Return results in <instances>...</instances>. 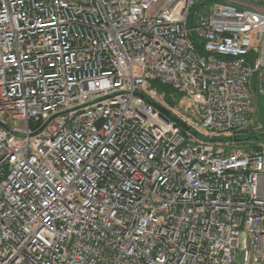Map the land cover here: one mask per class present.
<instances>
[{"label":"built area","instance_id":"1","mask_svg":"<svg viewBox=\"0 0 264 264\" xmlns=\"http://www.w3.org/2000/svg\"><path fill=\"white\" fill-rule=\"evenodd\" d=\"M256 98L264 0H0V264H264Z\"/></svg>","mask_w":264,"mask_h":264},{"label":"rangeland","instance_id":"2","mask_svg":"<svg viewBox=\"0 0 264 264\" xmlns=\"http://www.w3.org/2000/svg\"><path fill=\"white\" fill-rule=\"evenodd\" d=\"M173 102H175V104L172 103V105H176V101H177V96L174 95L173 97ZM253 107L255 109V112H254V120L256 121H261L263 123V126H264V119L262 117V114H264V104L261 102V100L258 98L256 99V101L253 103ZM264 133V127L257 131V134H262ZM245 135H249V134H245ZM247 141H242L240 142L242 145H245Z\"/></svg>","mask_w":264,"mask_h":264},{"label":"water","instance_id":"3","mask_svg":"<svg viewBox=\"0 0 264 264\" xmlns=\"http://www.w3.org/2000/svg\"><path fill=\"white\" fill-rule=\"evenodd\" d=\"M141 96H144V95H142V94H140ZM148 101L154 106V107H156L157 109H159V110H161V111H164L158 104H156L155 102H153L152 100H150V99H148ZM181 126H183V127H186V125L182 122V121H180L179 119H175ZM262 137H264V133H262V134H250V135H245V134H241V135H235L234 137H233V139L235 140V141H243V140H256V139H260V138H262ZM220 140H222V139H226V138H219Z\"/></svg>","mask_w":264,"mask_h":264},{"label":"trees","instance_id":"4","mask_svg":"<svg viewBox=\"0 0 264 264\" xmlns=\"http://www.w3.org/2000/svg\"><path fill=\"white\" fill-rule=\"evenodd\" d=\"M152 86H154L155 88H157V90H159V91H163L164 93H166V98H167V100L169 101V103H173V104H175V102H173V99L170 97L171 95H176L177 97H179V94L178 93H176L175 91H174V89H172L170 86H167V85H161V84H159V83H157V82H153L152 83ZM256 99H258V98H256ZM256 99H255V101H256ZM177 102V101H176ZM262 117H263V119H264V114H262ZM243 132H247V131H243Z\"/></svg>","mask_w":264,"mask_h":264}]
</instances>
